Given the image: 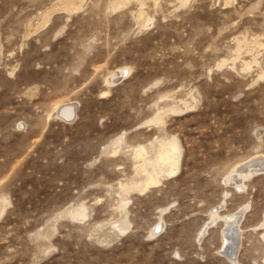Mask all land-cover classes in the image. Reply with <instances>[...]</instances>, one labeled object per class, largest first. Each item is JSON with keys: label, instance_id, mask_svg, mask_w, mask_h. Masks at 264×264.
Wrapping results in <instances>:
<instances>
[{"label": "rangeland", "instance_id": "374dc122", "mask_svg": "<svg viewBox=\"0 0 264 264\" xmlns=\"http://www.w3.org/2000/svg\"><path fill=\"white\" fill-rule=\"evenodd\" d=\"M262 155L264 0H0V264H264Z\"/></svg>", "mask_w": 264, "mask_h": 264}, {"label": "bare ground", "instance_id": "6f19581e", "mask_svg": "<svg viewBox=\"0 0 264 264\" xmlns=\"http://www.w3.org/2000/svg\"><path fill=\"white\" fill-rule=\"evenodd\" d=\"M252 58H254V57H252ZM256 58H257V56H256ZM253 61L255 62V60H253ZM250 66H251V64H250ZM241 67H243V66H241ZM124 73H125V70H123V69L113 71L112 73H110L111 75L108 78V82H111L112 83V82H115V81L120 80L121 78L123 79L125 77L124 76ZM181 98H183V97H181ZM54 111H55V114L59 115V117L61 116V117L65 118V119L71 120V121L77 115V109L75 107L74 102H61L60 104H57V107H56V109ZM118 142H120V139H119ZM135 155H136V157H140V159H142L141 162H140V165L138 164L139 167H137L138 168V172L141 173V174H143V173H146V174H145V177L143 179L141 178L142 180L138 184H134V185H131V186H126L127 183L124 186H122L123 185L122 184L121 185V188H123L124 193L126 191L132 189L133 187H137L139 189L145 188V186L151 185V183L157 182L158 179H159V174L162 171L169 170L171 172H174L175 168L178 166V163H177L178 162V156H179L178 144H177L176 141H173V140L172 141L171 140L170 141L169 140H163V141L158 142L155 145V153L151 157L148 155V151H147V149L145 147L138 148L135 151ZM256 157H255V159H253V160H255V162L252 161V160H250V161L245 162L244 164H242L240 166H237V167L233 168L232 171H231V173H230V175L227 177V180L226 181L234 180L235 181V186H237V187L243 186L239 182H241L242 179L244 180V178L250 177V175L253 174L257 170V168H256L257 162H264L263 155L260 156V157H258V158H256ZM256 173L257 172H255L254 174H256ZM237 177L242 178V179H237ZM244 181H242V182H244ZM231 185H233V184H231ZM246 186H247V184H246ZM245 208L246 207L244 206L241 209H239L237 211V213H235V214L233 213L234 214L233 217L236 216V219L234 221L231 220V219H234L231 216L230 217L228 216V218H225V229L224 230L227 231V232L224 235V237H225L224 240H225L226 243L222 247V252L229 258V260L232 262V264H239V259H238V246L235 243L236 240H237L236 239V234L238 233V231L240 232L239 228H236L237 227V224L240 223L239 222L240 220L237 219V217H242L243 216V213L245 211ZM246 209H248V208H246ZM219 211L217 210L214 213H212V218H213L214 221L216 219H219L220 217H222L221 214L219 213ZM125 220H127V219H125ZM213 220H211V222H214ZM124 223H127V222H124ZM122 225H125V224H122ZM207 227L208 226L205 227L204 233L206 232ZM120 228L122 229L123 227L120 226ZM228 232H230L231 234H228ZM223 233H224V231H223Z\"/></svg>", "mask_w": 264, "mask_h": 264}]
</instances>
